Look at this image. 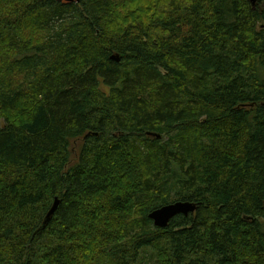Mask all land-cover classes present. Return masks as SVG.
<instances>
[{
	"label": "trees",
	"instance_id": "obj_1",
	"mask_svg": "<svg viewBox=\"0 0 264 264\" xmlns=\"http://www.w3.org/2000/svg\"><path fill=\"white\" fill-rule=\"evenodd\" d=\"M0 264H264V0H0Z\"/></svg>",
	"mask_w": 264,
	"mask_h": 264
},
{
	"label": "water",
	"instance_id": "obj_2",
	"mask_svg": "<svg viewBox=\"0 0 264 264\" xmlns=\"http://www.w3.org/2000/svg\"><path fill=\"white\" fill-rule=\"evenodd\" d=\"M72 2L71 0H67ZM251 4L254 5V0H251ZM57 202L53 205L47 218H49L55 211ZM196 205L191 202H178L172 205L164 206L161 209L151 213L149 217L153 220L154 225L159 228H163L167 225L168 221L174 218L178 214L187 216L188 214L194 213Z\"/></svg>",
	"mask_w": 264,
	"mask_h": 264
},
{
	"label": "bare ground",
	"instance_id": "obj_3",
	"mask_svg": "<svg viewBox=\"0 0 264 264\" xmlns=\"http://www.w3.org/2000/svg\"><path fill=\"white\" fill-rule=\"evenodd\" d=\"M60 1H64L65 3H71L70 1H67V0H60ZM71 1L73 2L74 0H71ZM77 1H78V0H77ZM249 1L251 2V0H249ZM255 1H256V0H254V4H255ZM178 202H182V201H175V202H172V203H168V204H166V205H163V206H161V207H159V208H157V209L151 211V212L148 214V219L152 222L153 226L156 227V226L154 225L153 220L149 217V215H150L151 213H153V212H155V211L161 209V208L164 207V206L172 205V204H175V203H178ZM178 215L185 216V215H183V214H178ZM178 215H176V216H178ZM170 220H171V219H170ZM170 220H169V221H170ZM169 221H168V223H169ZM168 223H167V225H168ZM167 225H166V226H167ZM166 226H165V227H166ZM165 227H163V228H165ZM156 228H159V227H156Z\"/></svg>",
	"mask_w": 264,
	"mask_h": 264
},
{
	"label": "rangeland",
	"instance_id": "obj_4",
	"mask_svg": "<svg viewBox=\"0 0 264 264\" xmlns=\"http://www.w3.org/2000/svg\"><path fill=\"white\" fill-rule=\"evenodd\" d=\"M76 3V2H75ZM170 203H172V202H170Z\"/></svg>",
	"mask_w": 264,
	"mask_h": 264
}]
</instances>
